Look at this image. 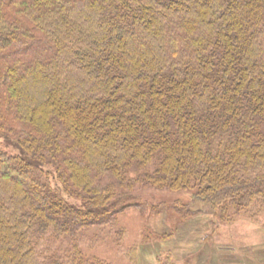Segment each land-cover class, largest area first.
I'll return each mask as SVG.
<instances>
[{"label": "trees", "instance_id": "obj_1", "mask_svg": "<svg viewBox=\"0 0 264 264\" xmlns=\"http://www.w3.org/2000/svg\"><path fill=\"white\" fill-rule=\"evenodd\" d=\"M0 138V264H116L83 233L129 208L201 214L132 202L141 187L260 222L264 0H0ZM171 237L146 227L117 252L144 264L141 247ZM220 246L193 254L234 260Z\"/></svg>", "mask_w": 264, "mask_h": 264}, {"label": "rangeland", "instance_id": "obj_2", "mask_svg": "<svg viewBox=\"0 0 264 264\" xmlns=\"http://www.w3.org/2000/svg\"><path fill=\"white\" fill-rule=\"evenodd\" d=\"M0 147H6L4 138H0ZM9 149L14 152L12 148ZM133 194L135 200L131 201L135 203L137 201L145 203L146 200L151 204L165 202L168 205L178 199L192 204L193 208H199L201 214L193 223L183 224L176 222V213L172 211L155 215L148 210L149 208L144 212L129 208L118 216L115 225L91 228L83 233L80 243L85 254L98 256L116 264H129L128 259L117 252L118 245L128 247L138 244L142 230L150 227L159 232H171L172 237L141 247L140 259L144 264L154 262L160 252L171 255L174 264H186L187 261L191 264H205L206 255L198 260L193 254L194 251L199 252L206 245H210L212 249L216 244L233 246V250L229 249L226 252H230L234 260L220 262L222 264H264V218L256 222L246 216H240L229 224H220L212 218L206 205L194 200L190 193L141 187L135 188ZM65 243L67 244L64 241L62 246L66 245ZM221 254L222 252L218 253ZM210 257H214V254L209 253L207 258Z\"/></svg>", "mask_w": 264, "mask_h": 264}, {"label": "crops", "instance_id": "obj_3", "mask_svg": "<svg viewBox=\"0 0 264 264\" xmlns=\"http://www.w3.org/2000/svg\"><path fill=\"white\" fill-rule=\"evenodd\" d=\"M224 248H226V249H230V250H233V246H231V245H221L220 247H219V250H222V249H224ZM223 263V262H222ZM222 263H220V261H218L216 264H222Z\"/></svg>", "mask_w": 264, "mask_h": 264}]
</instances>
